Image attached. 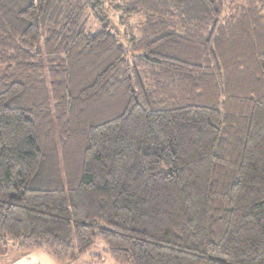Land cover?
<instances>
[{
	"label": "trees",
	"instance_id": "trees-1",
	"mask_svg": "<svg viewBox=\"0 0 264 264\" xmlns=\"http://www.w3.org/2000/svg\"><path fill=\"white\" fill-rule=\"evenodd\" d=\"M264 264V0H0V253Z\"/></svg>",
	"mask_w": 264,
	"mask_h": 264
},
{
	"label": "crops",
	"instance_id": "crops-1",
	"mask_svg": "<svg viewBox=\"0 0 264 264\" xmlns=\"http://www.w3.org/2000/svg\"><path fill=\"white\" fill-rule=\"evenodd\" d=\"M0 264H57L49 255L43 252H32L26 255L18 254L13 248H5L0 253Z\"/></svg>",
	"mask_w": 264,
	"mask_h": 264
},
{
	"label": "rangeland",
	"instance_id": "rangeland-1",
	"mask_svg": "<svg viewBox=\"0 0 264 264\" xmlns=\"http://www.w3.org/2000/svg\"><path fill=\"white\" fill-rule=\"evenodd\" d=\"M104 250L105 248L101 243H96L94 248L91 250L90 255L98 256L99 260L97 258L91 259L89 256H86L79 262V264H115L104 253Z\"/></svg>",
	"mask_w": 264,
	"mask_h": 264
}]
</instances>
